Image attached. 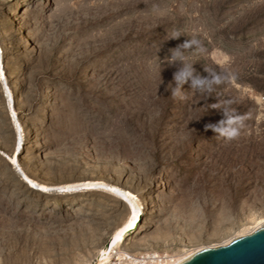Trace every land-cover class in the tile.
Wrapping results in <instances>:
<instances>
[{
  "label": "rangeland",
  "instance_id": "374dc122",
  "mask_svg": "<svg viewBox=\"0 0 264 264\" xmlns=\"http://www.w3.org/2000/svg\"><path fill=\"white\" fill-rule=\"evenodd\" d=\"M191 37L194 75L235 79L174 98ZM224 99L232 141L205 130ZM263 225L264 0H0V264H159Z\"/></svg>",
  "mask_w": 264,
  "mask_h": 264
},
{
  "label": "clouds",
  "instance_id": "9594fccd",
  "mask_svg": "<svg viewBox=\"0 0 264 264\" xmlns=\"http://www.w3.org/2000/svg\"><path fill=\"white\" fill-rule=\"evenodd\" d=\"M182 35L180 32H173V34L168 39L179 38ZM195 46L196 52L204 53L205 49L201 46L199 39L191 37L190 41L177 46L174 49H170L171 55L165 58L167 64L172 65L179 62L182 66L174 74L175 86L171 88V95L176 98H183L181 92V86L188 81H191V92L197 94H205L206 97L210 96L215 92L217 85H220L231 76L235 79L234 74L228 72L227 69L224 70L225 75L217 73L215 69L205 67V71L209 73L207 77H201L199 75H194L195 69L193 65L195 63L190 62L189 57L185 55L189 48ZM168 90V88L166 89ZM232 101L229 99L220 100L219 103L212 105V107L220 109L223 113V119L215 124L205 125V130L211 129L216 133L217 138H223L226 141L236 140L241 135V130L245 127V121L247 119L246 115L239 114L236 109L232 107Z\"/></svg>",
  "mask_w": 264,
  "mask_h": 264
},
{
  "label": "water",
  "instance_id": "95a60500",
  "mask_svg": "<svg viewBox=\"0 0 264 264\" xmlns=\"http://www.w3.org/2000/svg\"><path fill=\"white\" fill-rule=\"evenodd\" d=\"M179 264H264V225L226 245L200 249Z\"/></svg>",
  "mask_w": 264,
  "mask_h": 264
},
{
  "label": "bare ground",
  "instance_id": "6f19581e",
  "mask_svg": "<svg viewBox=\"0 0 264 264\" xmlns=\"http://www.w3.org/2000/svg\"><path fill=\"white\" fill-rule=\"evenodd\" d=\"M133 225H134V221H133V219L132 218H130L124 225H123V227L119 230V232L117 233V236H116V238H115V240L113 241V243H112V245H116V246H118V247H120L121 245H122V243H121V241H122V234H123V232H126V231H124L125 229H127V230H129V229H131V227H133ZM197 251H199V250H197ZM197 251H193V252H191V253H189L188 255H185V256H182V257H179V258H175V259H170L169 261H167V262H160L159 264H179V263H181L182 261H184L185 259H187L188 257H190V256H192L195 252H197ZM123 256H125V257H127V258H129V259H131V257L127 254V253H124V255ZM146 257H148V258H152V263H155L156 262V260L158 259V258H160V256H149V255H146ZM144 258L145 257H141V258H139L138 260L139 261H136V263L137 264H143L144 262H145V260H144ZM163 258V257H162ZM142 261V262H141ZM102 261H100V263H101Z\"/></svg>",
  "mask_w": 264,
  "mask_h": 264
},
{
  "label": "built area",
  "instance_id": "2783aa9c",
  "mask_svg": "<svg viewBox=\"0 0 264 264\" xmlns=\"http://www.w3.org/2000/svg\"><path fill=\"white\" fill-rule=\"evenodd\" d=\"M125 258V257H124ZM141 258V257H140ZM118 259V258H117ZM126 260H128V261H130L131 262V264H136V261H139L138 259H136V258H133V257H131V259H129V258H125ZM144 260H145V262L143 263V264H151L152 263V258H148V257H145L144 258ZM142 262V261H141ZM119 264H123V263H120L119 262ZM142 264V263H141Z\"/></svg>",
  "mask_w": 264,
  "mask_h": 264
},
{
  "label": "snow or ice",
  "instance_id": "6c2138e0",
  "mask_svg": "<svg viewBox=\"0 0 264 264\" xmlns=\"http://www.w3.org/2000/svg\"><path fill=\"white\" fill-rule=\"evenodd\" d=\"M124 231H127V229H125Z\"/></svg>",
  "mask_w": 264,
  "mask_h": 264
}]
</instances>
